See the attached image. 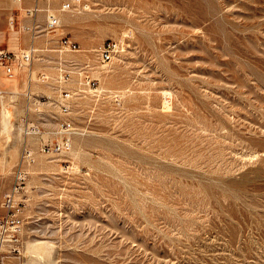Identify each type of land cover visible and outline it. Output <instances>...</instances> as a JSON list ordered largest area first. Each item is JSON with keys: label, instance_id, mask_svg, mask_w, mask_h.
Segmentation results:
<instances>
[{"label": "rangeland", "instance_id": "obj_1", "mask_svg": "<svg viewBox=\"0 0 264 264\" xmlns=\"http://www.w3.org/2000/svg\"><path fill=\"white\" fill-rule=\"evenodd\" d=\"M59 1L63 25L40 33L25 68L29 93L0 101L40 132H0V218L32 152L16 197L21 254L5 264H30L46 245L50 264H264V0ZM65 2L75 10L60 12ZM22 13L29 49L38 19ZM64 91L77 131L68 152L46 154Z\"/></svg>", "mask_w": 264, "mask_h": 264}, {"label": "built area", "instance_id": "obj_2", "mask_svg": "<svg viewBox=\"0 0 264 264\" xmlns=\"http://www.w3.org/2000/svg\"><path fill=\"white\" fill-rule=\"evenodd\" d=\"M50 0H38V2H48ZM37 2V3H38ZM74 6L73 3L65 2L63 4L64 10H69ZM37 13V9L34 11H29L30 16H34ZM49 18L45 25V31L50 33L56 31L59 27L60 21L56 15H53L49 12ZM32 35H37L32 31ZM71 49L75 48L74 45H70ZM115 46L107 44L104 47L101 58L103 61H109L112 58V55L115 53ZM37 49L34 46H31L29 49L23 52H16L8 48H4L0 45V72H3L8 79H14L18 76V69H27L31 68L32 64L35 61L37 56ZM64 76H69L67 72L64 73ZM88 79V77H86ZM46 77L42 76V81H45ZM87 82V81H86ZM90 84V82L88 83ZM87 84V85H88ZM85 85V84H82ZM2 89L0 87V95L2 94ZM29 100L31 99L30 94L28 95ZM72 98L71 93L64 91L62 100L60 102V109L63 115L66 118H63L59 122V127L57 133L60 139L55 142H46L41 146V151L46 154H59L68 152L72 147L71 138L75 134V126L73 121L68 118L71 111L70 99ZM25 129L27 133H38L39 129L29 126V122L25 120ZM37 130V131H36ZM24 154L22 156L23 165L17 170L15 175V182L11 191L5 196L4 207L7 210L8 214L0 218V264H5L7 257L11 254H21L22 240L21 234L23 230V219L19 216L20 205L16 201V197L23 191L24 185L26 183L27 171L24 169L25 165H29L32 161V152L28 145H25Z\"/></svg>", "mask_w": 264, "mask_h": 264}, {"label": "bare ground", "instance_id": "obj_3", "mask_svg": "<svg viewBox=\"0 0 264 264\" xmlns=\"http://www.w3.org/2000/svg\"><path fill=\"white\" fill-rule=\"evenodd\" d=\"M23 1V0H22ZM54 0H50V1H48L47 2V4H46V7H40L39 6V2H38V0H37V4H35V6L33 7V8H30V9H27V11H26V13H27V15H29L28 14V12L29 11H34L35 9H37V15L38 14H40V13H42V14H44L45 15V20H46V22H47V20H48V18H49V12L51 13V14H53V12L54 11H52V10H54V9H52L51 10V4H52V2H53ZM61 1V0H60ZM60 1L58 2V3H60ZM81 2V0H75V2L74 3H77V4H79ZM57 3V2H56ZM64 4V3H63ZM63 4L61 5V8H60V12H70V11H72V9L75 7V6H72V8L71 9H69V10H64L63 9ZM55 5V4H54ZM59 6V5H58ZM84 6V5H83ZM89 6L87 5L86 6V8H88ZM53 8H54V6H53ZM90 8V7H89ZM88 8V9H89ZM77 9V8H76ZM73 10H75V9H73ZM57 11V10H56ZM79 11V10H78ZM70 14V13H69ZM68 14V15H69ZM73 14V13H72ZM75 14V13H74ZM53 15H56L55 13L53 14ZM58 15V14H57ZM56 15V16H57ZM78 15V14H77ZM30 16V15H29ZM60 16V15H59ZM59 16H57L58 18H59V21H60V24H59V27L57 28V29H59L60 27H61V25H63V24H61V20H60V17ZM73 16V15H72ZM31 17V16H30ZM43 17V16H42ZM13 18V17H12ZM72 18H75V17H72ZM42 19H44V17L42 18ZM13 20V19H12ZM70 21V20H69ZM74 21V20H73ZM38 22V21H37ZM72 22V21H71ZM75 23V22H74ZM36 24V23H35ZM38 24V23H37ZM39 25V24H38ZM46 25V24H45ZM45 25H44V28H43V30H40V25L39 26H33V31L35 32V33H37V35H33V37L34 38H36V37H38V36H40V33H47V34H50V32H48V31H45ZM14 26V25H13ZM27 28V27H26ZM28 29V28H27ZM57 29H56V31H57ZM32 34V33H31ZM47 36V35H46ZM39 38V37H38ZM33 39V38H32ZM31 39V40H32ZM37 40V39H36ZM36 40H34V42L36 41ZM33 41V40H32ZM37 42V41H36ZM35 42V43H36ZM32 44V43H31ZM32 46H34L33 44H32ZM37 46V45H36ZM36 46H34L36 49H37V51H40ZM31 47V46H30ZM25 50H27V49H25ZM25 50H22V51H18V52H23V51H25ZM80 51V50H79ZM125 51V50H124ZM78 52V51H77ZM115 57H116V55H115ZM119 61V60H118ZM117 61V62H118ZM117 62H115V64H117ZM119 64H120V62H119ZM116 66V65H115ZM122 66V65H121ZM117 67V66H116ZM113 68V67H112ZM30 69V68H29ZM60 69V68H59ZM108 69V68H107ZM115 69V68H114ZM32 70V69H31ZM18 71V70H17ZM100 71V70H99ZM104 71V70H103ZM107 71V70H106ZM116 71V70H115ZM30 73V77H29V83L31 84V82L33 81V77H32V72H29ZM105 72H103V74H104ZM110 73V72H109ZM116 73V72H115ZM102 74V75H103ZM114 74V73H113ZM111 75V74H110ZM29 76V75H28ZM61 76V75H60ZM105 77V76H104ZM113 77H114V75H113ZM109 78V77H108ZM112 78V77H111ZM110 78V79H111ZM15 82L16 81V78H14V79H12V80H8L7 82ZM27 82V81H26ZM1 83L2 82H0V87H1V89H2V94L0 95V101L3 103L4 102V98H5V96L6 95H8L9 94V96L11 97V95H17V93H18V90H16V89H14V90H11V91H8V90H4L3 88H2V85H1ZM31 86V85H30ZM60 86V85H59ZM29 87V86H28ZM27 87V88H28ZM56 87V86H55ZM30 89V88H29ZM61 89V88H60ZM28 90V89H27ZM6 91H8V92H6ZM166 92V91H165ZM28 93H29V90H28ZM167 96H169L168 95V91H167ZM165 94V95H166ZM170 94V93H169ZM14 97H16V96H14ZM12 98H13V96H12ZM9 100V99H8ZM34 103V102H33ZM42 105V104H41ZM30 109H28V111H29ZM13 113H14V115H15V112L14 111H12ZM19 113V112H18ZM17 114V113H16ZM52 114V113H51ZM25 115V114H24ZM19 118V117H18ZM19 120V119H18ZM25 121V120H24ZM49 122V121H48ZM0 124H1V131L0 132H2V133H4V134H6L8 137H9V133L10 132H14V131H16V132H18V134H20L21 135V133H24L25 135H23V136H26L27 138V140L28 141H30V140H33L34 139V137L33 136H36V135H40V132H38V133H27V131H24V129L20 126V124H17V123H15V120H14V122H12V114H11V112L9 111V110H3L1 113H0ZM24 124V123H23ZM24 126V125H23ZM10 128H13V129H11L10 130ZM26 130V129H25ZM75 131H77L76 129H75ZM15 132V133H16ZM47 132V131H46ZM54 133H56V132H54ZM76 133V132H75ZM79 133H80V131H79ZM49 134H50V132H49ZM82 134V133H81ZM1 136V135H0ZM19 136V135H18ZM10 138V137H9ZM8 138V139H9ZM12 138V137H11ZM18 139V138H17ZM20 139V138H19ZM25 139V140H26ZM7 140V139H6ZM23 141H24V139H23ZM8 142H6V144H7ZM23 143V142H22ZM28 144V143H27ZM17 145V144H16ZM10 146V145H9ZM12 146V145H11ZM9 148V147H8ZM8 148H6V149H8ZM80 148V147H79ZM12 149V148H11ZM74 150V149H73ZM72 151V150H71ZM74 151H77V150H74ZM76 153V152H75ZM80 157V156H79ZM47 246V245H46ZM44 247L43 249H42V252H40V253H37L35 256H32L31 258L29 257V262H30V264H50L49 262L51 261L52 262V260H51V253L53 252L52 251V249L48 246V247ZM31 247H33L32 245H31ZM53 248V247H52ZM29 250V249H28ZM37 252V251H36ZM36 252H33V253H36ZM52 264V263H51Z\"/></svg>", "mask_w": 264, "mask_h": 264}, {"label": "crops", "instance_id": "obj_4", "mask_svg": "<svg viewBox=\"0 0 264 264\" xmlns=\"http://www.w3.org/2000/svg\"><path fill=\"white\" fill-rule=\"evenodd\" d=\"M26 1H25L26 3L31 4V0H29V1L26 0ZM22 3H23L22 0H10L8 3H6L7 8H0V45H2L3 42L7 38H9V43H10L9 49L16 51V52L25 50V49H23L22 39H23L24 43H25V41H27L26 38H22L20 36L21 32L17 31L15 28V14H14L15 9L19 7L24 13L27 11V9L25 10L23 8ZM34 4H37V0ZM38 4L40 7H46V5H44V4H41V3H38ZM24 13H22L23 16H24ZM42 16L44 17V21H45V15L40 13L37 15L38 22H35V23H39L40 21H43V19L41 18ZM24 17H25V21H26L25 23H27V24H28V22L31 23V20H30L31 17L29 15H27V13H26V16H24ZM35 23L33 20L31 32L33 31V26ZM26 27L27 26H22V28H23L22 31L27 32L28 30H30L29 27H27L28 29ZM38 37L40 38L41 36H38ZM38 37L34 38L33 35L31 34V39L33 38L32 39L33 41L31 40V43L34 46H36L37 42L39 41ZM34 40H36L37 42L35 41L36 42L35 43ZM32 44H31V46H32ZM25 70L26 69H18L17 74L19 77H16L15 82H12V81L7 82L8 80H12V79H8L3 72H0V82H2L1 85L4 86L5 82H7L8 85H7L6 90L9 91V90L16 89L19 91L20 89H24V87L27 83V87L29 86L27 89L30 90L29 88H31V86H30L31 84L28 82L29 77H30V73L28 74L29 76L27 77V82H26L25 79H26L27 74L25 73Z\"/></svg>", "mask_w": 264, "mask_h": 264}]
</instances>
